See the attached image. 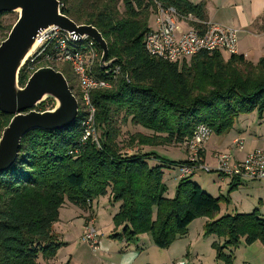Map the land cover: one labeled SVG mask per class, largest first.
<instances>
[{
	"label": "trees",
	"instance_id": "16d2710c",
	"mask_svg": "<svg viewBox=\"0 0 264 264\" xmlns=\"http://www.w3.org/2000/svg\"><path fill=\"white\" fill-rule=\"evenodd\" d=\"M59 1L63 14L101 33L108 59L120 65L121 75L110 88L91 93L99 146L90 139L79 144L83 130L79 109L70 126L28 131L12 165L0 171V264H43L40 259L47 264L62 245L53 231L60 207L69 202L88 209L94 199L108 193L110 203H119L113 223L121 227L118 236L127 243L148 233L157 247L168 248L199 217L210 219L203 235L221 240L211 246L224 264H233L232 250L241 240L246 245L264 243V217L256 209L216 217L220 202L227 198L204 191L190 179L196 173L178 177L175 195L166 197L163 168L178 169L186 157L170 160L153 149L127 153L117 143L119 124L128 119L150 132L132 134L128 146L182 144L185 149L200 123L218 136L227 134L240 115L257 112L264 118V56L252 63L241 54L224 57L221 51H202L188 60L170 62L147 53L144 35L157 4L173 8L178 19L196 18L199 22L191 21L190 26L202 32L204 2L121 0L119 12L114 0ZM6 13H0V20ZM60 72L68 84L74 78L68 65ZM27 78L22 67L19 85ZM52 105L49 99L35 108L44 111ZM10 118L0 112V134ZM237 180L232 178L231 189L237 187ZM224 249L231 251L225 254Z\"/></svg>",
	"mask_w": 264,
	"mask_h": 264
},
{
	"label": "built area",
	"instance_id": "2783aa9c",
	"mask_svg": "<svg viewBox=\"0 0 264 264\" xmlns=\"http://www.w3.org/2000/svg\"><path fill=\"white\" fill-rule=\"evenodd\" d=\"M177 21L173 8L157 4L153 12V27L149 25V30L144 35V47L149 55L170 62H180L202 51H221L228 55L236 52L238 35L235 28L209 24L202 32L193 28L182 31ZM35 39L36 43L22 67H25L29 77L36 65L54 67L66 64L69 66L77 82V100L83 112V130L79 144H84L90 139L99 146L91 93L95 90L110 88L121 75L120 65L112 63L106 69H101L99 66L101 52L96 42L87 35H77L52 25L40 29ZM97 66L99 71L96 70ZM123 77L127 79L128 75L124 74ZM211 135L212 130L208 125L200 123L195 127L191 137L185 142L187 162L178 167L179 178L200 171L215 170L231 178L264 180V148L253 149L242 158L221 152L215 155L214 168L204 164V148ZM243 147V138L238 137L232 141L233 149L240 151ZM75 152L70 151V153ZM94 224L93 215H89L84 224L82 240L93 250H97L98 242ZM175 264H186V261L180 260Z\"/></svg>",
	"mask_w": 264,
	"mask_h": 264
},
{
	"label": "water",
	"instance_id": "95a60500",
	"mask_svg": "<svg viewBox=\"0 0 264 264\" xmlns=\"http://www.w3.org/2000/svg\"><path fill=\"white\" fill-rule=\"evenodd\" d=\"M1 12H18L7 36L0 42V112L11 115L0 134V171L9 168L17 157L22 137L30 130H60L73 124L79 104L64 74L51 66L37 68L19 85V72L36 43L40 29L57 26L77 35H87L100 47L101 69L108 59L107 43L90 24H77L61 12L59 0H0ZM54 106L38 111L44 99Z\"/></svg>",
	"mask_w": 264,
	"mask_h": 264
},
{
	"label": "rangeland",
	"instance_id": "374dc122",
	"mask_svg": "<svg viewBox=\"0 0 264 264\" xmlns=\"http://www.w3.org/2000/svg\"><path fill=\"white\" fill-rule=\"evenodd\" d=\"M114 1L116 3V7L119 10V12H122L123 11L122 1L121 0H114ZM17 17H18V12H7L5 15L1 17L0 42L2 41L1 40L2 37L6 33H8L7 29L12 27ZM178 22L179 21H177V23ZM150 26L153 27V24H150ZM222 53L225 54L224 57H227L228 54L224 52ZM36 67L39 68L42 66L41 65L34 66V71L37 69ZM64 67H66V65L60 64L54 66L53 68L60 71ZM69 85H71L72 93L77 98L78 87L75 77L70 78ZM48 100H49L48 98L44 99L43 102H47ZM54 103L55 102L53 101V105L50 108L54 106ZM79 109L81 110V107ZM121 116L122 115H120L118 119H120ZM262 118L258 116L257 112H252L249 114L240 115L235 120L233 126L234 131H231V133L238 135L239 133H242V131H244L243 137H241L244 139L243 148L245 150L243 151H246L248 149L252 151L253 149L256 148H264V120H263L264 118L263 119ZM119 125H120V133L119 136L117 137V143L122 148L123 152L128 151L129 153H132L134 151L136 152V150L137 151L139 150L141 152H151V149H153L158 153L173 159L179 160L185 157L186 151L182 144H162L153 147L135 145L133 147H130L128 146V140L132 134L138 131L145 134H149L150 132L145 131L144 129L138 126L133 125L129 121V119L126 122ZM212 135L210 136V138L212 137ZM221 152L230 153L232 156L237 155V152L241 153V151H237L236 149H233L232 145L229 150L218 151L216 154ZM242 155H238V156L241 157ZM203 162L204 164H206L205 157L203 159ZM208 166L213 167V165H208ZM171 167H172V171H167L168 168H166V173L164 175V183L166 184L167 187L166 197L169 198H172L175 195V191L177 187V182L176 179L174 178V174H176L177 171L175 169V166L174 167L171 166ZM216 174L217 171L215 170L200 171L195 175H193L190 179L195 183H199L198 181H202L203 183L207 184L209 189H215L217 182L219 181V179L215 177ZM213 191H216L213 193V196L217 197L218 195L223 198H227V201L222 200L220 202L222 208L221 212L223 214L251 213L253 210L256 209L260 213V215L264 217V180L243 178L237 181V187L235 189H231V186L229 185V186H222L220 192H217L218 190L216 189ZM93 211H94L93 218L95 221L94 225L97 234L96 239L98 241L97 251H94L88 245V243L82 240L81 230H80L81 220H77L73 223L69 221L70 220L69 218H72L73 221L79 218L83 219V215H85L87 219L89 215H93V214L90 213L86 215V212H84L83 215L78 213V215L81 216H74L72 215L71 211L69 210L66 211L63 209L60 221L66 232L62 240L67 242L68 245L64 246L60 250L59 254H62L66 262L69 260V262L71 261V263L73 264H119L121 259V257L119 256L124 254L127 256L135 257L137 260L145 261L144 263H149V262L158 263V261L164 256L166 252L165 249L157 247L153 243L152 238L148 233H143L142 237L139 240L137 241L135 240L134 242L130 243L128 247H125L127 242L124 239H121L120 236H118V232H120L121 227L115 228V225L113 223L115 208L113 207L112 203H109L108 198L101 196L94 199ZM129 250L132 251L131 253L132 255H129Z\"/></svg>",
	"mask_w": 264,
	"mask_h": 264
},
{
	"label": "crops",
	"instance_id": "0c3cea01",
	"mask_svg": "<svg viewBox=\"0 0 264 264\" xmlns=\"http://www.w3.org/2000/svg\"><path fill=\"white\" fill-rule=\"evenodd\" d=\"M193 4H197L200 2L205 3V11H206V22L204 23V28L209 24H218L228 27H233L237 30L238 35V43L237 50L235 54H241L244 58L252 63H256L260 57L264 56V0H189ZM179 27L182 31L192 28L189 22L197 21L196 18L189 16L184 19H178ZM152 22V23H151ZM153 24V12L149 18V25ZM184 28V29H183ZM225 55V54H224ZM228 56V55H227ZM263 119V118H262ZM264 120V119H263ZM234 127L225 135L217 136L212 135L210 140L207 142L205 146V161L208 165H213L212 168L216 166L215 154L218 151L229 150L232 145V141L235 138L243 137V132L238 135L232 134L231 131ZM231 133V134H230ZM245 150L244 148L241 153L237 152V155H234L236 158H242L246 153L250 152V150ZM128 152V151H127ZM165 154V153H163ZM243 154V155H242ZM162 155V154H161ZM238 155H242L239 157ZM164 156V155H162ZM238 156V157H237ZM170 160H177L166 156ZM185 158V157H184ZM183 158V159H184ZM179 159V160H183ZM174 169V168H173ZM176 169V174H174V178L176 182L178 181V169ZM167 171H172V167H169ZM166 173V168H163V180L164 175ZM216 178L219 179L217 185L215 187L217 192L221 191L222 186H229L232 182V178L230 176H221L220 173L217 172L215 175ZM240 180V179H238ZM237 180V181H238ZM235 181V182H237ZM200 187L213 195V191L215 189H209L207 184L202 181H198ZM218 196V195H217ZM108 198L109 193L103 196ZM110 203V202H109ZM115 208V213L119 208V203L112 204ZM69 210L74 216H81L86 212L87 214L92 213L93 211V201L90 204L88 209H82L77 207L74 204L69 202H65L59 209L58 220L53 224V231L58 236L59 242L62 243L60 248L58 249L56 256L47 261V264H73L69 260L66 262L62 254H59L60 250L68 245L67 242L63 241L62 238L65 236V229L61 223V215L62 211ZM222 208L220 205V211L218 212L216 217L223 215L221 212ZM80 213L81 215H78ZM85 215H83V219H76L73 221L72 218H69L72 223L81 220L80 230L81 237L84 231L85 224ZM210 219L207 217H199L194 219L187 227L186 233L177 238L168 248H165L164 256L158 261V263H144L145 261L137 260L135 257L120 255V263L119 264H175L177 261L185 260L186 264H224L223 261L217 260L215 256V250L212 248V243L215 241L221 242L214 235L204 236L203 235V227L206 222H209ZM70 223V222H68ZM142 237V234L138 235L137 240ZM98 242V241H97ZM130 243H127L125 247H128ZM97 251V250H94ZM230 249H224L225 254L230 253ZM132 251L129 250V255ZM233 255V264H264V243L259 240L252 242L251 244H245L243 240L240 241L238 246L232 250ZM40 261L45 264L46 262L42 259Z\"/></svg>",
	"mask_w": 264,
	"mask_h": 264
},
{
	"label": "bare ground",
	"instance_id": "6f19581e",
	"mask_svg": "<svg viewBox=\"0 0 264 264\" xmlns=\"http://www.w3.org/2000/svg\"><path fill=\"white\" fill-rule=\"evenodd\" d=\"M79 104V103H78Z\"/></svg>",
	"mask_w": 264,
	"mask_h": 264
}]
</instances>
